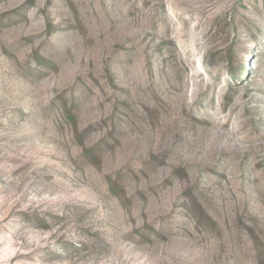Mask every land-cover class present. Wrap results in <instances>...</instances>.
Wrapping results in <instances>:
<instances>
[{
    "label": "rangeland",
    "instance_id": "1",
    "mask_svg": "<svg viewBox=\"0 0 264 264\" xmlns=\"http://www.w3.org/2000/svg\"><path fill=\"white\" fill-rule=\"evenodd\" d=\"M0 264H264V0H0Z\"/></svg>",
    "mask_w": 264,
    "mask_h": 264
}]
</instances>
